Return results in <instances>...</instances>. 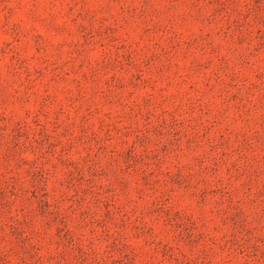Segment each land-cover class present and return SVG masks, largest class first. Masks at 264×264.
Wrapping results in <instances>:
<instances>
[{"label":"rangeland","instance_id":"374dc122","mask_svg":"<svg viewBox=\"0 0 264 264\" xmlns=\"http://www.w3.org/2000/svg\"><path fill=\"white\" fill-rule=\"evenodd\" d=\"M0 264H264V0H0Z\"/></svg>","mask_w":264,"mask_h":264}]
</instances>
